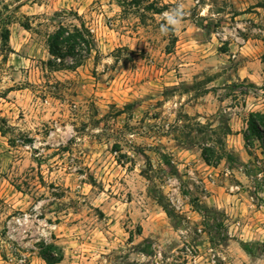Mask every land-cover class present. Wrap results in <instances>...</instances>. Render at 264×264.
<instances>
[{
	"label": "rangeland",
	"instance_id": "rangeland-1",
	"mask_svg": "<svg viewBox=\"0 0 264 264\" xmlns=\"http://www.w3.org/2000/svg\"><path fill=\"white\" fill-rule=\"evenodd\" d=\"M4 4L0 264H48L41 242L55 264H264V143L241 134L264 110V0ZM60 22L92 34L74 69L44 65ZM221 142L236 161L207 165L201 146Z\"/></svg>",
	"mask_w": 264,
	"mask_h": 264
},
{
	"label": "trees",
	"instance_id": "trees-1",
	"mask_svg": "<svg viewBox=\"0 0 264 264\" xmlns=\"http://www.w3.org/2000/svg\"><path fill=\"white\" fill-rule=\"evenodd\" d=\"M147 7L149 8L150 6ZM11 15V10L6 4L0 7V48L3 51L2 60H6L7 52L11 51L9 47ZM46 44L49 57L44 62V65L54 70L76 68L81 65L82 61L93 49L92 34L83 23L63 24L60 22L51 32L47 33ZM261 61L264 65V52ZM237 85L234 84L233 87ZM247 85L253 86L251 83ZM197 124L202 128L201 132L213 130L210 124H201L200 122H197ZM229 133L230 128L227 127L223 131V135L225 136ZM241 134L247 148H252L256 139H260L264 143V110L248 112ZM201 156L207 165L212 166H216L223 158L228 160V162L236 161V158L230 152H227L222 142L218 148L209 144L202 145ZM162 160L170 165V161L167 158L162 157ZM196 210L198 212H205L207 211V207L197 203ZM218 226L219 224L214 223L211 225V229L215 231L218 229ZM256 244L249 242L244 243L242 246L247 253L252 254V247ZM40 256L46 263L55 264L62 260L63 252L57 244L41 242Z\"/></svg>",
	"mask_w": 264,
	"mask_h": 264
},
{
	"label": "clouds",
	"instance_id": "clouds-1",
	"mask_svg": "<svg viewBox=\"0 0 264 264\" xmlns=\"http://www.w3.org/2000/svg\"><path fill=\"white\" fill-rule=\"evenodd\" d=\"M184 14L181 7H173L163 13L161 17L163 23L160 24L161 34L166 35L171 29L176 28L181 23Z\"/></svg>",
	"mask_w": 264,
	"mask_h": 264
}]
</instances>
